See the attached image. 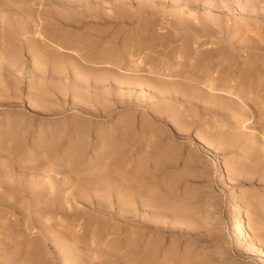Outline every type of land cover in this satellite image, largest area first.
<instances>
[{
    "label": "rangeland",
    "instance_id": "obj_1",
    "mask_svg": "<svg viewBox=\"0 0 264 264\" xmlns=\"http://www.w3.org/2000/svg\"><path fill=\"white\" fill-rule=\"evenodd\" d=\"M153 244L264 264V0H0V264Z\"/></svg>",
    "mask_w": 264,
    "mask_h": 264
},
{
    "label": "bare ground",
    "instance_id": "obj_2",
    "mask_svg": "<svg viewBox=\"0 0 264 264\" xmlns=\"http://www.w3.org/2000/svg\"><path fill=\"white\" fill-rule=\"evenodd\" d=\"M211 88H212V86H210V89ZM231 144H234V145H237V146H242L243 145V141L240 138H238V139L233 140L231 142ZM240 172H241L240 169H237V168H234L233 171H232V173L234 175H237ZM119 217H122V215L119 214ZM237 224H238V233L241 234V235L245 234L246 220L244 219V217L240 216V218L238 219ZM254 225H255V228L258 229V230H261L263 228V222L261 220L255 221ZM130 245L134 246L133 242H130ZM156 255H157L156 246L153 244L151 247H149V250L147 252H145L142 257L155 264L156 259H157ZM76 263H78V261H72L69 264H76ZM78 264H83V263H78Z\"/></svg>",
    "mask_w": 264,
    "mask_h": 264
}]
</instances>
